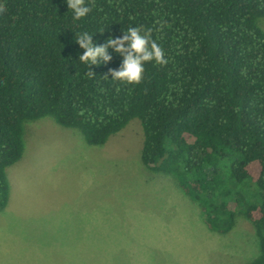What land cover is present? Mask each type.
Returning a JSON list of instances; mask_svg holds the SVG:
<instances>
[{
	"label": "trees",
	"instance_id": "16d2710c",
	"mask_svg": "<svg viewBox=\"0 0 264 264\" xmlns=\"http://www.w3.org/2000/svg\"><path fill=\"white\" fill-rule=\"evenodd\" d=\"M72 20L65 0H0V212L7 169L25 152V125L45 117L103 147L134 119L143 164L173 176L209 229L227 235L243 217L264 264V0H86ZM129 27L151 30L166 64L143 80H111L122 57L90 70L75 33L95 44ZM103 33H100L101 31Z\"/></svg>",
	"mask_w": 264,
	"mask_h": 264
},
{
	"label": "rangeland",
	"instance_id": "374dc122",
	"mask_svg": "<svg viewBox=\"0 0 264 264\" xmlns=\"http://www.w3.org/2000/svg\"><path fill=\"white\" fill-rule=\"evenodd\" d=\"M24 143L7 169L0 264H248L260 254L250 221L211 231L173 176L143 164L138 119L96 147L45 117L26 123Z\"/></svg>",
	"mask_w": 264,
	"mask_h": 264
},
{
	"label": "clouds",
	"instance_id": "9594fccd",
	"mask_svg": "<svg viewBox=\"0 0 264 264\" xmlns=\"http://www.w3.org/2000/svg\"><path fill=\"white\" fill-rule=\"evenodd\" d=\"M65 2L74 22L84 19L91 11L86 0H65ZM103 32L102 30L100 33ZM75 41L83 49L78 61L89 69V76L94 74L90 70L91 66L112 60L109 49L118 53L123 58L122 64L119 70L110 69L109 72L111 80L125 85L139 84L144 78L146 64L168 62L164 50L153 39L151 30L142 27H129L123 30V35L118 38L109 36L104 44H95L93 34L87 31L75 33Z\"/></svg>",
	"mask_w": 264,
	"mask_h": 264
}]
</instances>
